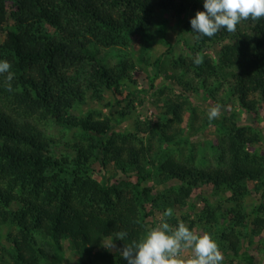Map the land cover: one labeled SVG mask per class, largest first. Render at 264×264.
<instances>
[{"label": "trees", "instance_id": "16d2710c", "mask_svg": "<svg viewBox=\"0 0 264 264\" xmlns=\"http://www.w3.org/2000/svg\"><path fill=\"white\" fill-rule=\"evenodd\" d=\"M203 10V0H0V31L9 38L0 46V60H7L13 73L11 91L7 73L0 74V235L6 231L14 249L12 263L3 264H69L54 245L61 239L70 242L80 264H127L122 250L157 226L158 207L182 209L201 186L227 193L221 201L225 209L204 207V217L190 220L189 229L220 239L221 264H234L244 248L239 260L254 262L251 249L264 237V152L256 150L264 146V130L241 125L230 112L200 118L188 97H166L174 93L167 87L152 93L151 105L159 109L156 120L141 121L136 115L127 130L118 129L115 119L116 113L122 120L136 109V93L122 92L126 85L139 89L136 59L129 55L134 43L141 45L139 60L148 72L154 69V79L163 76L186 90L191 82L193 93L211 79L227 82L242 112L254 119L259 115L264 108V18L197 38L190 19L181 17ZM165 14L183 19L181 33L191 38L197 53L218 46L216 60L208 54L174 59L170 44L151 62L148 54L158 34L167 32L165 22L163 29L157 26ZM118 48L129 51L110 65L107 52ZM101 91L112 93L122 106H110L107 115L78 113L88 98L103 100ZM187 113L193 130L217 128L214 164L199 165L198 147L180 144ZM172 141L177 152L159 163L158 179L177 181L181 188L159 198L147 184V166ZM252 194L258 203L248 209ZM121 231L127 236L115 240Z\"/></svg>", "mask_w": 264, "mask_h": 264}, {"label": "rangeland", "instance_id": "374dc122", "mask_svg": "<svg viewBox=\"0 0 264 264\" xmlns=\"http://www.w3.org/2000/svg\"><path fill=\"white\" fill-rule=\"evenodd\" d=\"M194 14H188L184 15L181 18H185L184 20L193 18ZM171 17L169 14H165L161 20L160 24L157 26H160L163 22H165L166 26V33L160 32L158 34L159 36V42L156 44L153 48V51L148 54L150 57V61H155L160 55L165 53V50L168 49L169 45L171 44L173 49L169 53V57H173L174 59L178 58H185V57H198L201 58L203 54H208L211 57H213L216 60L215 53L218 52L219 47L215 46L210 49H206L205 51L196 52V48H194L191 44V38L183 35L181 33V20ZM184 22V21H183ZM8 28H12V24L9 22L7 25ZM161 29L162 25L160 26ZM9 42V38L6 34V30L0 31V46L6 45ZM131 50V55L136 59V72L134 71V76L139 79V89L136 86H130L126 85L122 87L123 96H125L129 91H134L136 94L135 98V111L130 114V116L124 117V119L118 118L119 115L116 113V118L118 119L116 122L119 125L118 129H127L129 128L130 124L134 119H136V115H139V119L141 121H154L159 117V109L154 108L151 103L153 101L152 93L155 91L167 87L169 90L174 91V93H171V95H168L166 97H173L172 95L175 94H181L185 97H188L189 100L192 102L193 106L197 108L199 117L202 118L205 115L209 113L212 107L219 106L220 112L219 115H225L227 112H230L232 114H235L234 118L238 120V122L242 125H252L258 129L264 130V108L260 110L259 115L254 119L251 115L242 112V110L238 107V104L233 100L231 93H230V86L227 84V82H223L221 80L217 81L214 79H211L210 81L206 82L204 86V90H198L196 93L188 91V89L191 87V82L189 84H186L188 89H184L183 87L179 86L175 81L168 80L165 77H161L159 79H154V69L147 71V66L144 63H141L139 60L140 52L143 51L141 45L139 46L138 43H134L132 47H129ZM128 48V49H129ZM129 50L124 48H118L114 51L107 52V62L111 64L119 63L123 60V57L121 55L122 52L128 53ZM150 62V63H151ZM150 75V76H148ZM189 79H191V75H188ZM188 79V80H189ZM154 81V82H153ZM197 83V82H194ZM153 84V86H152ZM137 88V89H136ZM209 88H212L213 91H211ZM149 90L150 92H147ZM186 91V92H184ZM103 100L100 99H93L88 98V103L80 105L77 110L79 111L81 115L86 116V114L89 113H99L102 112L104 115L108 114L110 106L115 109L117 106L121 107V104H118L116 101V97L108 92H100ZM151 93V94H150ZM92 93L89 92L88 96H90ZM122 96V97H123ZM122 97H119L122 99ZM140 100L143 102L140 103ZM112 109V110H113ZM116 112V111H114ZM192 123V116L190 113H187L184 120V133L179 139L180 144L183 146L185 145L190 149L191 146H197L199 150V156H198V162L201 166H206L208 163H213L215 161L216 156V142H217V136H218V130L213 125H205L202 128L198 130H193L190 126ZM127 127V128H126ZM262 127V128H261ZM71 139V138H67ZM71 141V140H70ZM61 144L64 142L63 139H60ZM166 149L164 147L161 148V151L151 160L149 161V164L147 166V173L149 174L148 183L152 188L155 189V191H158L159 198L162 196H166L170 193V191H178L181 188L180 183L177 181H169L166 183H161L158 179L159 175V169L158 165L160 162L164 161V159L167 157V155H172L177 152L178 144L176 141L168 142L167 144H164ZM258 152H264V146H260L258 149H256ZM167 152V153H166ZM179 154V153H178ZM98 164L95 165V168H98ZM100 171V170H99ZM96 173V179L100 180L102 173L101 172ZM133 182L136 181V178L133 177ZM249 188L251 191H254V184L249 183ZM254 193V192H253ZM227 193H225L223 190L215 189L212 186H201L197 188L194 193L191 195L190 199L187 201V206L184 208H178L173 206H168L165 204L166 209H163V206H159V212L156 215L157 220V226L159 227L163 223H168L170 228L172 230H175V226L179 223H184L186 227L189 228L188 222L190 220H198L203 215V208H209L212 210L218 209L219 205H222L221 201L225 200L227 198ZM155 196V195H154ZM163 198L161 199V201ZM160 201V202H161ZM248 209L254 208L257 201L256 194H252L247 200ZM225 209V205H222ZM223 212V211H222ZM224 213V212H223ZM167 217V220L163 221V218L165 219ZM199 217V218H198ZM183 218H186V221L183 220ZM231 216H228L226 221H231ZM161 220L163 222H161ZM177 222V224H176ZM222 229H226L227 226L224 224V222L221 223ZM155 227V228H156ZM197 235H203L204 233L200 230L198 231L195 227L193 229ZM220 247V239L218 237H211ZM37 239L39 241V244H41L43 247V241L41 239L40 235H37ZM262 244L258 243V240L255 241L254 246L252 247L251 251L254 250V262L252 264H264V237L261 241ZM54 245L58 248H60V253L62 257L68 261L69 264H80V257L72 250L70 242L65 239H61L58 242H55ZM106 245L109 249L114 250L112 248V245L110 241H106ZM258 245L262 246V248L257 249ZM0 246L5 247V251H0V264L5 263L4 261H10L12 263V259L9 257L10 255H14V249L12 245L8 242V235L6 231H3L0 235ZM222 247V246H221ZM258 250V252L256 251ZM47 253L51 255V250L47 249ZM11 253V254H8ZM242 256L239 257V259L244 258L245 248L243 249ZM261 253V254H260ZM194 255L191 248L184 249L182 251V255L179 257L182 260H187L190 257ZM236 260L234 264H244L241 260ZM46 264V263H42ZM229 264V263H228Z\"/></svg>", "mask_w": 264, "mask_h": 264}, {"label": "clouds", "instance_id": "9594fccd", "mask_svg": "<svg viewBox=\"0 0 264 264\" xmlns=\"http://www.w3.org/2000/svg\"><path fill=\"white\" fill-rule=\"evenodd\" d=\"M203 11L191 18L192 33L197 38L213 37L222 29L227 32L236 30L242 21L251 18H264V0H203ZM195 63H200L197 59ZM7 60H0V74L7 73L8 90L11 91L13 73ZM220 107H212L209 120L219 115ZM127 233H116L115 240L123 241ZM191 248L194 255L182 260L179 257L184 249ZM127 264H221L223 256L217 243L209 234L197 235L184 223L172 230L168 223L153 228L140 242L133 241L122 250Z\"/></svg>", "mask_w": 264, "mask_h": 264}]
</instances>
